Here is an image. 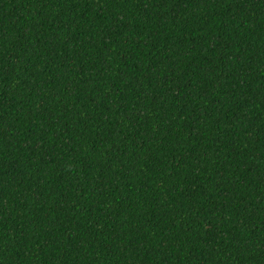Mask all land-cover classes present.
Returning a JSON list of instances; mask_svg holds the SVG:
<instances>
[{
    "label": "trees",
    "instance_id": "trees-1",
    "mask_svg": "<svg viewBox=\"0 0 264 264\" xmlns=\"http://www.w3.org/2000/svg\"><path fill=\"white\" fill-rule=\"evenodd\" d=\"M0 264H264V0H0Z\"/></svg>",
    "mask_w": 264,
    "mask_h": 264
}]
</instances>
